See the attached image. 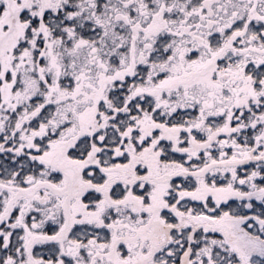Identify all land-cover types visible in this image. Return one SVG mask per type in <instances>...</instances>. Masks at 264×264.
Returning <instances> with one entry per match:
<instances>
[{
    "label": "snow or ice",
    "instance_id": "6c2138e0",
    "mask_svg": "<svg viewBox=\"0 0 264 264\" xmlns=\"http://www.w3.org/2000/svg\"><path fill=\"white\" fill-rule=\"evenodd\" d=\"M0 264H264V0H0Z\"/></svg>",
    "mask_w": 264,
    "mask_h": 264
}]
</instances>
